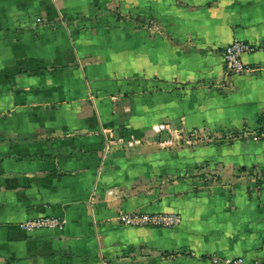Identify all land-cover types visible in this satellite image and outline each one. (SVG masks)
<instances>
[{"label":"crops","instance_id":"obj_1","mask_svg":"<svg viewBox=\"0 0 264 264\" xmlns=\"http://www.w3.org/2000/svg\"><path fill=\"white\" fill-rule=\"evenodd\" d=\"M263 114L264 0H0V264L264 262Z\"/></svg>","mask_w":264,"mask_h":264},{"label":"built area","instance_id":"obj_2","mask_svg":"<svg viewBox=\"0 0 264 264\" xmlns=\"http://www.w3.org/2000/svg\"><path fill=\"white\" fill-rule=\"evenodd\" d=\"M256 47L246 43L244 41L236 40L229 46H227L223 52L224 66L227 75H243L250 74L254 71V68L244 62L243 57L246 54L253 53ZM169 131V127L165 124H160L156 127V131L161 133L162 131ZM105 135L110 134L109 131H103ZM261 136H264V114L262 116V122L259 129L256 131ZM249 131H242L240 133L233 134L231 138L233 139H243L251 135ZM107 137V136H106ZM187 140H191L192 144L196 143L198 138L190 137ZM117 141L107 140L105 144V151L108 152L111 146ZM117 220L125 226L132 227H158V228H173L180 225L182 219L181 216L174 213H141V212H122L117 217ZM67 224L65 218L56 216H43L39 218H34L21 223V228L25 231H35L37 229L43 228H53L58 230H63ZM211 261L214 264H264L261 260H255L253 262H247L242 258H220L217 256H212ZM111 264V263H104Z\"/></svg>","mask_w":264,"mask_h":264}]
</instances>
